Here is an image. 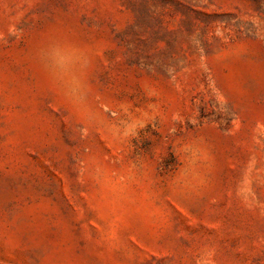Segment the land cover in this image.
Instances as JSON below:
<instances>
[{"label":"rangeland","instance_id":"374dc122","mask_svg":"<svg viewBox=\"0 0 264 264\" xmlns=\"http://www.w3.org/2000/svg\"><path fill=\"white\" fill-rule=\"evenodd\" d=\"M0 264H264V0H0Z\"/></svg>","mask_w":264,"mask_h":264},{"label":"clouds","instance_id":"9594fccd","mask_svg":"<svg viewBox=\"0 0 264 264\" xmlns=\"http://www.w3.org/2000/svg\"><path fill=\"white\" fill-rule=\"evenodd\" d=\"M70 95L73 99L80 98V89L78 87H73L70 91Z\"/></svg>","mask_w":264,"mask_h":264}]
</instances>
